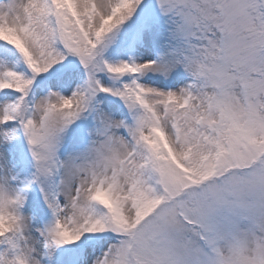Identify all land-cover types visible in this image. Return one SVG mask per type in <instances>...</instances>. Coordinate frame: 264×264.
I'll return each instance as SVG.
<instances>
[{"label":"snow or ice","instance_id":"snow-or-ice-1","mask_svg":"<svg viewBox=\"0 0 264 264\" xmlns=\"http://www.w3.org/2000/svg\"><path fill=\"white\" fill-rule=\"evenodd\" d=\"M0 264H264V0H0Z\"/></svg>","mask_w":264,"mask_h":264}]
</instances>
